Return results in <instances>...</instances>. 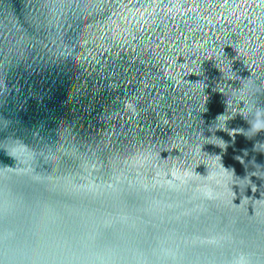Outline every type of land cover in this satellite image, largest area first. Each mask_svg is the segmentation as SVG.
Masks as SVG:
<instances>
[{
  "label": "water",
  "instance_id": "1",
  "mask_svg": "<svg viewBox=\"0 0 264 264\" xmlns=\"http://www.w3.org/2000/svg\"><path fill=\"white\" fill-rule=\"evenodd\" d=\"M229 65L264 104V0H0V264H264Z\"/></svg>",
  "mask_w": 264,
  "mask_h": 264
},
{
  "label": "clouds",
  "instance_id": "2",
  "mask_svg": "<svg viewBox=\"0 0 264 264\" xmlns=\"http://www.w3.org/2000/svg\"><path fill=\"white\" fill-rule=\"evenodd\" d=\"M221 71V70H220ZM228 75L226 76L223 71H221L223 80H238L239 86L236 88H232L227 95L223 93L226 99L227 107L229 105L235 106L237 111L234 115L230 117H234L239 114L248 124V128L245 129H237L236 132L244 135L246 139H252L258 133H264V104L258 102V94L260 93V87L257 84L256 80L253 77H248L241 79L236 76L230 69V65L228 66ZM221 117L224 115H218L216 117V121L218 122ZM224 120L223 128L217 127L216 129L224 130L226 121ZM219 139V138H217ZM221 140V139H219ZM222 141V140H221ZM223 142V141H222ZM224 143V142H223ZM220 147V145H216ZM254 151H259L264 153V142L256 143L253 145ZM26 152V146L20 142L12 146L10 149L6 150V154L17 161L18 154L23 155ZM237 159H241L237 157ZM242 162V160H241ZM220 167L224 172L233 171L231 169H225L221 164ZM233 264H249L248 260L245 256L241 255L233 261Z\"/></svg>",
  "mask_w": 264,
  "mask_h": 264
},
{
  "label": "snow or ice",
  "instance_id": "3",
  "mask_svg": "<svg viewBox=\"0 0 264 264\" xmlns=\"http://www.w3.org/2000/svg\"><path fill=\"white\" fill-rule=\"evenodd\" d=\"M47 26H50V22ZM46 26L44 24H41L40 25V28H45ZM40 28H37L36 31H39ZM26 35L29 39H34V36H35V33L33 32L32 28L31 27H28L26 29ZM13 191L15 192V189H13Z\"/></svg>",
  "mask_w": 264,
  "mask_h": 264
}]
</instances>
